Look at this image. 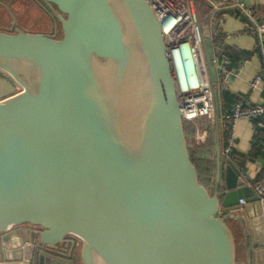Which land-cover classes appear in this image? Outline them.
I'll return each mask as SVG.
<instances>
[{"label":"water","instance_id":"water-1","mask_svg":"<svg viewBox=\"0 0 264 264\" xmlns=\"http://www.w3.org/2000/svg\"><path fill=\"white\" fill-rule=\"evenodd\" d=\"M37 1L58 36L0 31V79L18 88L0 99V264H264L260 196L221 156L220 54L206 29L213 191L191 160L178 79L149 2ZM232 12L250 24L238 10L220 13ZM240 199L253 239L241 261L228 223L240 218L228 214Z\"/></svg>","mask_w":264,"mask_h":264},{"label":"crops","instance_id":"crops-1","mask_svg":"<svg viewBox=\"0 0 264 264\" xmlns=\"http://www.w3.org/2000/svg\"><path fill=\"white\" fill-rule=\"evenodd\" d=\"M228 1L229 7L226 9L231 8L238 10L240 13H243L245 16H247L248 20L250 21V24H247L240 17V15L235 12L228 14L217 12L212 14V11L210 9L209 20L207 24L201 26L203 30L206 29V31L208 32L212 44H217L219 46L217 52L220 55L221 53L224 54L225 51L231 52V54L233 55L234 60L233 64L230 66V69L234 71L236 75H233L230 78V81L226 87L227 91L232 95H235L237 98L239 97L245 103L264 104V51L262 52V66L254 38V34L258 33L260 25L264 23V0ZM217 34H220L221 36L220 43L214 42L213 37H215V35ZM217 58H220V56ZM256 75H260L261 79L257 84L256 88L252 89L251 82L253 81ZM10 89L11 85L0 79V99L10 95L9 91H6ZM231 108L228 109V111H230ZM219 110L220 116L218 130L220 149L222 154L221 156L223 162L229 159L237 166L240 171L246 172L247 175L251 178V182H249V185L253 188V190V185L257 183V181L259 183H262L264 186V138L261 139L260 137L262 135L259 136L258 134V128L262 127H259L257 125L256 120L240 119L236 121L233 128L234 140L231 147V150L233 151L236 157L235 159H232L231 157L224 154V148L226 146L228 136L225 139L223 138L222 134L225 121L223 119L224 116L221 112L222 110L220 100ZM211 124H213L214 137L213 153L211 154L213 155L214 159V177L213 183L210 187V191H213L216 168L217 134L214 120L213 122H211ZM206 131L208 138L209 132L207 129ZM191 140L192 147L196 148V146L202 144L195 141L194 138ZM229 213L240 215V218L238 220L229 219L228 223L231 226L235 235L237 259L241 261L245 257L246 250L253 249L251 225L252 223L251 219L247 216L245 209L242 212L231 211L228 212V214Z\"/></svg>","mask_w":264,"mask_h":264},{"label":"built area","instance_id":"built-area-1","mask_svg":"<svg viewBox=\"0 0 264 264\" xmlns=\"http://www.w3.org/2000/svg\"><path fill=\"white\" fill-rule=\"evenodd\" d=\"M155 12L161 25L170 57L176 60L181 69L180 81L177 84V99L184 121L195 125L192 136L198 143H204L207 138L205 128L197 124L199 118H206L210 123L214 120V94L209 82L207 67L202 49V26L199 20L195 0H147ZM212 14L221 12L229 7L228 0H207ZM259 46L264 51V23L258 30ZM219 46L217 45V49ZM257 48V46H256ZM184 64L189 66L185 71ZM218 81L216 90L226 88L230 78L236 75L229 67V58L221 53L215 58ZM261 79L256 75L251 82L255 89ZM225 118L229 123L224 154H228L233 144V128L240 119L256 120L259 127H263L264 104H250L237 100ZM255 192L260 196L259 203L264 219V186L262 183L253 185ZM245 202L240 199L233 211H244Z\"/></svg>","mask_w":264,"mask_h":264},{"label":"trees","instance_id":"trees-1","mask_svg":"<svg viewBox=\"0 0 264 264\" xmlns=\"http://www.w3.org/2000/svg\"><path fill=\"white\" fill-rule=\"evenodd\" d=\"M197 12L199 16V20L202 26L207 24L209 20V12H210V5L206 0H195ZM214 42L220 43L221 42V36L220 34L215 35ZM224 54L229 58L230 64L229 67L233 64V55L231 52H224ZM249 56V54H248ZM218 95L219 100L221 104V112L224 116V129H223V138L226 139L229 133V123L228 120L225 118L226 114L229 113L228 109L231 108V106L240 98L236 97L235 95H232L227 91L226 88H219L218 89ZM197 124L200 127H204L208 130L209 136L207 138V141L205 143L199 144L196 146V148L191 149L190 156L191 160L194 163V165L197 167L198 173H199V179L201 184H203L207 189L210 190V187L213 183V177H214V159L213 155V147H214V137H213V124H211L206 118H199L197 120ZM184 130L185 134L188 139H192V136L195 132V125L188 121H184ZM258 134L261 136L260 138H264V120H263V127L258 128ZM230 154H226L227 156L231 157L232 159H235V154L232 150L229 152ZM258 182V181H257ZM227 213H224L222 216H226Z\"/></svg>","mask_w":264,"mask_h":264},{"label":"rangeland","instance_id":"rangeland-1","mask_svg":"<svg viewBox=\"0 0 264 264\" xmlns=\"http://www.w3.org/2000/svg\"><path fill=\"white\" fill-rule=\"evenodd\" d=\"M10 9L11 11H8L7 13V11H4L0 8V25H2L1 22L4 23L10 20L11 17L10 15H13L14 18L18 19V21L21 24L25 25V27L42 30L46 32L50 30L49 22L44 20L42 13L33 6L31 7V5L30 6L23 5V3L21 2H17V3H12L10 5ZM6 91H9V94H13L18 91V88L11 86V89ZM188 141L189 143L192 144V140L188 139Z\"/></svg>","mask_w":264,"mask_h":264},{"label":"flooded vegetation","instance_id":"flooded-vegetation-1","mask_svg":"<svg viewBox=\"0 0 264 264\" xmlns=\"http://www.w3.org/2000/svg\"><path fill=\"white\" fill-rule=\"evenodd\" d=\"M17 2H21L23 3V5H28L31 7L33 6L34 8L38 9L41 13H42V16L44 17V20L48 21L49 24H50V30L47 31V32H44L42 30H37V29H33V28H28V27H25V25L21 24L18 19L14 18V22H12V18L10 17V20L2 23V25H0V31H14L16 28H19L21 30H27V31H30V32H39V33H56L57 36L60 34L59 32V26L55 23L54 20H52L51 18H49L46 13L44 12V10L42 9L41 7V4L37 1V0H0V8L4 11H11L10 9V5L12 3H17ZM8 9H6V8ZM11 13V12H10ZM11 16V15H10Z\"/></svg>","mask_w":264,"mask_h":264},{"label":"bare ground","instance_id":"bare-ground-1","mask_svg":"<svg viewBox=\"0 0 264 264\" xmlns=\"http://www.w3.org/2000/svg\"><path fill=\"white\" fill-rule=\"evenodd\" d=\"M173 65H174V68H175V72H176L177 79H178V81H180V78L182 77V75H181V69H180V67L177 64V62H176L175 59H173ZM184 67H185V71H188L189 70V66L187 64H184Z\"/></svg>","mask_w":264,"mask_h":264}]
</instances>
